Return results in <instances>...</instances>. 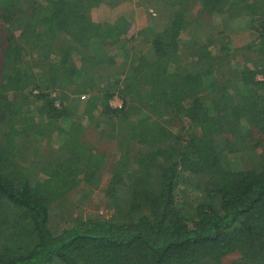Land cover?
Listing matches in <instances>:
<instances>
[{"label": "trees", "instance_id": "trees-1", "mask_svg": "<svg viewBox=\"0 0 264 264\" xmlns=\"http://www.w3.org/2000/svg\"><path fill=\"white\" fill-rule=\"evenodd\" d=\"M103 1L0 0V264H264V0H150L116 76L94 55L131 24ZM240 16L248 45L201 39Z\"/></svg>", "mask_w": 264, "mask_h": 264}, {"label": "rangeland", "instance_id": "rangeland-1", "mask_svg": "<svg viewBox=\"0 0 264 264\" xmlns=\"http://www.w3.org/2000/svg\"><path fill=\"white\" fill-rule=\"evenodd\" d=\"M115 0H109L106 1L104 0L102 2V4L98 7H95L92 10V17L93 19H95V21L98 22H110L115 24L114 22L116 21V24L118 25V27L120 28L121 24L119 23L120 18H126L125 22L126 23H130L131 27L129 28V30L125 33V36L121 37L120 39H118V42H114V46L113 49L111 50L109 48L108 51H103L98 50L95 52L96 55H94V59H97V62L99 65H105L101 66L102 69H106V73H113L114 76H116L119 71V67H125L126 64L123 63H127L125 62V58L123 56H115V60H113L111 58V56L115 53V52H119L120 50L118 49L119 44L122 45V42H125L127 39L131 38L132 35H135V32L141 28V26L145 23H151L153 20H151V15L149 14L152 9L155 7V3H151L150 0H148L146 2V0H119L118 2H112ZM143 3H142V2ZM154 10V9H153ZM155 11V10H154ZM154 17V15H153ZM157 24V26L159 28H161L163 26L164 21L161 20V17H154ZM250 17H242L240 16V18L236 17L230 21H227L225 23H222L218 20L216 23L221 24V26L218 29H213L210 27V24L212 23V21L210 20L207 24L203 25L202 27V31L200 32V36L202 40H209V39H213L216 40L215 42V47L216 49L223 46H221V43L224 42V40L220 41V44L218 43V31L222 30V28L225 29V32L227 33L226 35L230 36L232 43L234 46L236 47H242L245 44L248 45L247 43L250 42L252 40V38L254 37L253 35H251V33L246 30L244 27L241 28L240 25H245V21L250 22L249 21ZM115 24V28H117V25ZM212 25H214L212 23ZM161 26V27H160ZM238 28L239 30H234ZM122 29H118L117 31H121ZM110 43V41L107 42V45ZM136 43V42H135ZM111 45V44H109ZM232 45V46H233ZM123 46V45H122ZM226 46V45H225ZM238 48H235L233 51H237ZM128 53V52H127ZM1 54V52H0ZM247 54L243 55H236V60H233L232 65H230L227 68V71L229 72H233L236 71L237 68H239L242 64V62L240 61V59H243L246 57ZM96 57V58H95ZM1 60V58H0ZM117 63H119V65H117ZM110 66H113L112 68H110ZM1 61H0V69H1ZM69 71H73L72 68L68 69L67 72ZM116 74V75H115ZM69 77H72V73L69 74ZM261 76V75H260ZM74 87L73 86H69L66 89V92H71L72 89ZM113 103H120L119 99H115L113 101ZM33 109V108H32ZM33 111V110H32ZM81 111V110H80ZM35 113H33L32 115H34ZM82 111L76 115V117L72 120V121H68V127L69 124L74 127V128H84L87 126L88 121L84 120V117L82 115ZM36 118V116H34ZM34 118V119H35ZM32 119V118H31ZM71 127V128H72ZM79 131V130H78ZM259 134H262L264 136V130L259 129ZM259 136V135H256ZM100 147L103 148L104 150H106L107 153H109L112 157H115V146L114 143L112 142H101L100 143ZM110 159V158H109ZM111 160V159H110ZM105 179H102V185L100 183V185L98 186H94V185H85L86 188H81L80 191L75 194L74 198L72 199L69 207L71 212L73 213V215H76L80 212H82L84 215L88 214V213H93V212H101L104 211V205H105V199L102 198V193L100 190V187H105V180H106V176ZM87 189L89 191H87Z\"/></svg>", "mask_w": 264, "mask_h": 264}, {"label": "built area", "instance_id": "built-area-1", "mask_svg": "<svg viewBox=\"0 0 264 264\" xmlns=\"http://www.w3.org/2000/svg\"><path fill=\"white\" fill-rule=\"evenodd\" d=\"M116 104L121 105V103H116Z\"/></svg>", "mask_w": 264, "mask_h": 264}]
</instances>
